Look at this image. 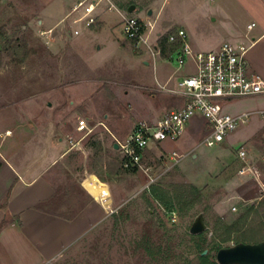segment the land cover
<instances>
[{"label":"rangeland","instance_id":"1","mask_svg":"<svg viewBox=\"0 0 264 264\" xmlns=\"http://www.w3.org/2000/svg\"><path fill=\"white\" fill-rule=\"evenodd\" d=\"M32 2L0 0V105L9 101L34 113L37 105L33 98L29 102L24 100L34 93L37 78L58 80L63 76L65 80H79L88 79V76L81 74L82 69H72L70 66L59 68L58 61H52L48 53L42 51L46 45L41 32L37 31L38 25L34 23L29 26L28 15L23 10L26 5L30 8ZM112 2L124 17L144 20L149 42H154L159 34L163 36L184 29L187 42L194 51L204 52L214 49L219 42L229 43L227 34L234 23L233 0ZM129 5L136 6L132 14L128 12ZM114 14L118 17L113 29L106 30L99 38L106 46L102 52H95L93 59L94 64H103V68L90 72L94 77L105 78H101L100 83L91 80L79 85V89L84 90L83 94L90 93V99L74 112L75 122L78 115L93 116L92 111H86L87 107H91V110L94 108V114L98 115L89 124L93 131L83 135L82 139L89 154H81L76 159L75 170L80 162L86 160L87 166H80L79 175H83L86 169L102 183L109 205L107 215L66 250L55 264H187L199 255L195 247L197 240L204 241V249L208 251L206 255L217 261L218 246L233 247L237 245L236 239L246 233L252 235L253 239L241 243L264 241V191L255 179L241 172L248 167V161H240L237 155L240 148L233 150L226 142L212 147L203 143L209 132L204 120L190 123L179 140L164 141L161 147L150 151L145 160V165L150 168L148 174L144 171L133 174L122 169L121 155L112 148L108 138H104L102 124L108 125L123 138L128 137L137 124L144 122L134 124L135 117H141V110L162 104L161 95L149 89L156 85L155 76L161 81L165 80L176 74L180 67L182 70L176 76L181 73L194 75L195 64L188 61L180 66L177 56L166 60L159 55L151 57L144 46L133 45L127 39L122 17L116 11ZM84 26V22H81L80 27ZM113 37L125 40V48L119 43H112ZM43 57L44 61L41 60ZM150 58V64H145ZM131 84L144 88L137 89ZM119 90H129L130 93L124 95ZM137 93L142 94L144 99ZM44 109L46 106L42 104L41 110ZM146 113L144 111V115ZM106 116H109V121H105ZM117 139L123 140L120 137ZM261 140L264 142L263 134H258L252 145L243 144L242 147L258 162V167L264 169L261 159L264 143L261 144ZM103 141L108 147H103ZM174 152L176 157L173 156ZM172 184L192 185L200 195L193 205L184 206L183 211L179 212L177 205L170 211L150 192L153 186L168 188ZM250 211L245 225H241L243 230L232 235L233 241L223 242L226 238L224 226L233 224ZM200 214L204 215L207 227L202 239L190 233Z\"/></svg>","mask_w":264,"mask_h":264},{"label":"crops","instance_id":"2","mask_svg":"<svg viewBox=\"0 0 264 264\" xmlns=\"http://www.w3.org/2000/svg\"><path fill=\"white\" fill-rule=\"evenodd\" d=\"M33 1L30 8L26 5L23 10L28 15L29 26L38 25L37 31L41 32L46 45L42 51L48 53L52 61L57 60L59 68L70 66L82 69L80 73L88 79L65 80L63 76L58 80L37 78L34 93L24 100L29 102L33 98L37 105L34 113L9 101L0 105V264H52L54 258L63 256L66 250L104 220L109 206L102 183L86 169L83 175H79L80 166H87L86 160L80 162L75 170L76 159L81 154H89L82 142L84 133L77 130L78 120L86 119L90 124L91 119L98 115L94 114V108L87 107L86 111H92L93 116L78 115L75 122L74 112L90 99V93L83 94L84 90L79 89V85L91 80L100 83L104 77H94L90 73L103 68V64L93 63L95 52H102L106 46L99 38L106 30L113 29L118 17L114 11L122 19L124 15L118 8L109 10L105 3L96 10V23L89 28H81L85 16L81 11L75 12L74 8L84 0ZM233 2L234 23L227 34L228 42L250 47L247 53L250 69L264 80V0ZM78 30L80 33L75 35ZM113 39L112 43H119L125 48V40ZM224 44L219 42L208 51L219 50ZM150 61L151 58L145 64L149 65ZM191 63L194 65L193 61ZM181 70L178 68L176 74ZM176 74L162 81L155 76L156 85L149 89L161 95L162 104L141 110V117H135L134 124L139 121L155 123L185 105L186 99L171 90H176L179 81L189 74ZM119 93L129 95L130 91L119 90ZM137 95L144 99L142 94ZM42 104L46 109L41 110ZM224 110L233 116L252 114L249 121L241 124L225 141L233 150L243 144L252 145L258 134H263L264 140V116L259 114L264 111V95L230 101L225 104ZM144 111L147 112L145 115ZM107 117L105 121H109ZM201 119L197 117L191 123H198ZM102 125L104 138H108L112 148L118 152L114 148L115 138L127 137L123 138L108 125ZM102 145L108 147L104 141ZM159 147L161 145H156L153 150ZM261 159L264 163V154ZM246 161L248 166L264 172L248 153Z\"/></svg>","mask_w":264,"mask_h":264},{"label":"built area","instance_id":"3","mask_svg":"<svg viewBox=\"0 0 264 264\" xmlns=\"http://www.w3.org/2000/svg\"><path fill=\"white\" fill-rule=\"evenodd\" d=\"M105 3L108 4L109 10L116 9L112 0H84L75 6L74 11L84 14L85 27L89 28L96 23V10ZM144 25L146 27L144 20L140 18L123 17V32L127 39L135 40L137 46H144L151 57L155 58L160 54L158 40L161 36L158 35L154 42H149L146 29L143 30ZM74 33L78 35L80 32ZM177 38L184 43L174 55L177 56L179 65L193 61L196 68L194 75L184 77L179 81L177 89L171 90L185 98L186 103L181 109L166 114L155 123L140 122L123 140L115 138L124 169H136L137 172L144 171L148 174L150 168L145 165L148 151H152L153 146L164 141L179 140L188 124L197 117H201L208 125L209 132L203 141L204 144L212 147L224 143L241 124L248 122L252 115L248 113L233 116L224 110L225 104L236 99L264 95V80L251 71L247 60L250 47L226 43L216 51L194 52L187 42L184 29L172 34L169 41L175 42ZM259 114L264 116V111ZM77 130L84 133V136L93 131L89 128L88 121L82 118L78 120ZM173 156L176 157L177 154L174 152ZM246 156V150L240 147L239 159L246 162ZM241 172L255 179L264 191V172L251 166L243 168ZM61 257L62 255L57 256L51 263L55 264Z\"/></svg>","mask_w":264,"mask_h":264},{"label":"trees","instance_id":"4","mask_svg":"<svg viewBox=\"0 0 264 264\" xmlns=\"http://www.w3.org/2000/svg\"><path fill=\"white\" fill-rule=\"evenodd\" d=\"M130 6V5H129ZM141 23V22H140ZM143 24V23H142ZM143 30H145V25L143 27ZM172 34L175 33H166L163 36L160 37L158 40V47L160 49V55L163 59H170L172 58L183 46V41L179 38L176 39L175 42H170L169 38ZM133 45L136 44L135 40H129ZM96 145V144H94ZM151 153L148 151L147 154ZM121 160V167L123 170L127 172H132L133 174L137 173L136 169L128 170L123 168V161ZM151 195L154 197L155 200L159 201L161 204H164L168 207L170 211L173 210L174 206H178L179 212L183 211L184 206H190L193 205L197 198L200 195L199 190L192 186V185H170L168 188H164L161 186H153L151 188ZM251 213L247 212V214H244L241 216L236 222H234L231 225L224 226V235L225 239L223 242H231L233 241L232 235L241 232L243 227L241 225H245L246 218H248L247 215ZM246 216V217H245ZM253 232V231H252ZM250 234H245L242 238H237L236 243L241 242H248L249 240L253 239ZM199 239H202L203 234L198 235ZM195 247L199 251V255L194 261H190L187 264H218L217 261L211 260L207 255H203L204 251V241L203 240H197L195 241ZM218 250L222 249L221 246H218Z\"/></svg>","mask_w":264,"mask_h":264},{"label":"water","instance_id":"5","mask_svg":"<svg viewBox=\"0 0 264 264\" xmlns=\"http://www.w3.org/2000/svg\"><path fill=\"white\" fill-rule=\"evenodd\" d=\"M136 6L131 5L128 12L134 13ZM152 12L149 11V15ZM159 36H161L159 34ZM115 149L118 150L116 144ZM207 229L205 224V218L203 214H200L194 221L190 233L192 235L202 234ZM207 250L203 255L207 254ZM218 264H264V241L251 244V243H238L237 245L229 248H222L217 253Z\"/></svg>","mask_w":264,"mask_h":264}]
</instances>
